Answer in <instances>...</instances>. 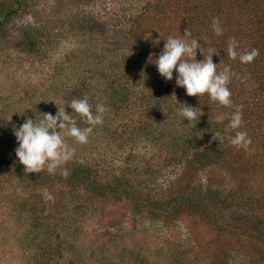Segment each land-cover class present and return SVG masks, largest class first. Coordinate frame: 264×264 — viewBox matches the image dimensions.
Segmentation results:
<instances>
[{
	"label": "rangeland",
	"instance_id": "rangeland-1",
	"mask_svg": "<svg viewBox=\"0 0 264 264\" xmlns=\"http://www.w3.org/2000/svg\"><path fill=\"white\" fill-rule=\"evenodd\" d=\"M258 1L264 8V0ZM74 3L22 0L18 14L0 29V161H18L13 127L25 118L55 115L58 107L70 113L67 104L73 99L86 98L93 111L98 104L107 109L87 143L65 137L75 152L56 169L61 181L53 188L30 193L34 197L27 201L25 182L0 178V264H224L225 257L228 264H252L264 253V240L252 228L255 217L264 222V113L259 107L263 115L246 121L254 81L242 77L250 63L231 59L227 48L235 38L242 51L249 50L264 37L261 27L240 26L249 20L234 16L235 0ZM213 18L220 20L223 35L214 34ZM186 29L190 39L201 40L205 53L213 39L218 71L231 66V107L210 101L207 94L186 95L175 83V71L166 81L149 62L150 55L162 51L164 40ZM205 36L210 39L202 43ZM95 56L121 62L117 86L130 91L128 96L117 93L110 99L102 84H94L103 70ZM196 59H203L199 49ZM176 98L198 107V113L202 109L199 120H182ZM236 106L246 116L235 131H245L251 139L247 152L229 144L235 131H225L227 118L215 122L220 114L230 117ZM77 124L87 127L78 116ZM214 143L226 166L205 167L196 162L198 156L193 160ZM80 160L93 164L105 183L108 175L130 174L128 183H115L131 193L101 198L76 193L62 170ZM188 186L195 196L200 191L198 199L208 189L221 195L192 208L170 204V189L183 194ZM169 190L170 198L164 195ZM160 194L166 205L157 209L154 200ZM28 202L45 218L42 226Z\"/></svg>",
	"mask_w": 264,
	"mask_h": 264
},
{
	"label": "clouds",
	"instance_id": "clouds-1",
	"mask_svg": "<svg viewBox=\"0 0 264 264\" xmlns=\"http://www.w3.org/2000/svg\"><path fill=\"white\" fill-rule=\"evenodd\" d=\"M211 28L216 36L223 35V28L218 18H213ZM191 32L186 29L184 34L179 37L169 36L164 43L162 51L158 56L150 55L149 62L154 63L158 73L166 81L173 79L175 71V83L178 87L185 89L186 95L197 96L198 98L207 94L209 100L224 107H231V91L228 87L231 78L235 75L231 71L230 65H224L218 71V64L213 62V55L218 54L213 47H202L198 39L191 38ZM158 41V40H157ZM156 43H159V41ZM239 42L231 38L228 42L227 55L243 64H249L258 56L257 49L250 51H238ZM199 49L202 60H197V50ZM176 97V96H175ZM177 101V98H176ZM179 107L177 114L182 120H199L203 114L202 109L199 113L198 107H192L177 101ZM67 106L72 110L70 113L65 111V107L59 108L55 115L43 113V118H25L19 126L13 127V134L16 138L18 147L15 148V155L18 162L24 166V172L39 173L47 170L49 174H55L57 168L62 167L69 161L75 152L66 142L65 137H71L78 144L88 142V137L93 128L103 123L104 113L107 111L104 105H96L95 111L86 98L73 99ZM242 109L236 106L235 111L230 117L220 114L216 117V123H223L227 118L228 124L225 131L237 130L242 127ZM77 116L87 125L79 127ZM230 145L238 150H249L251 139L245 131H235L234 136L228 137ZM62 174L67 177L68 170L65 168Z\"/></svg>",
	"mask_w": 264,
	"mask_h": 264
},
{
	"label": "trees",
	"instance_id": "trees-1",
	"mask_svg": "<svg viewBox=\"0 0 264 264\" xmlns=\"http://www.w3.org/2000/svg\"><path fill=\"white\" fill-rule=\"evenodd\" d=\"M12 1H13L12 4L7 2L6 3L0 2V29L4 28L6 26L7 21L9 22L11 18L17 15L21 7L24 6L22 4V0H12ZM235 1H237V4L234 6L237 7V10H235L234 16L239 20L240 18L242 19L245 16L249 20V22L246 21L245 24L242 25L240 24V26H245V28H247L246 24L249 23L251 25L254 24V28L256 26L258 27L260 26L261 27L260 29H262L261 31H263L262 35H264V21H262L264 16L262 15L264 13V8L260 4L256 3L259 1L258 0H254V1L248 0L250 2H248L247 0H235ZM81 2H84V0H72V3H74V5L79 4ZM14 4H18L17 7H15ZM231 13H233V9L231 10ZM137 19H140V17H137L135 20L137 21ZM209 39L210 38H207L205 36V39L202 41V43H206L205 40L208 41ZM253 42L254 43L252 44V47L249 48V50L248 49L243 50V51H250L251 49L254 48L257 49L259 52L258 56L253 60V62H251L250 65H248L246 72H244V75L242 77V80L244 82L249 81V83H253L254 81L253 86L250 87L248 91V93H250V97L248 99L247 105L249 106V110L251 109V111L249 112L250 114L246 119V121L247 120L252 121L253 119L260 118L261 115H263L261 109H263V113H264V37L258 40H254ZM209 43L212 45L210 47L217 48L216 45L214 46L213 39L212 42ZM218 47H221L220 44L218 45ZM241 49L242 48L239 47L238 51L241 52L242 51ZM139 56H141V53L139 54ZM96 59L99 61L98 66H100V68H102L103 70L100 69L99 74L97 75V77L94 78L95 80L94 84L95 85L102 84L101 88L103 87L106 88L107 95L108 96L110 95V99L112 98L114 100L113 96L116 95L117 93H119L121 96H128L130 91H128L122 85L117 86L119 83L117 77L122 75L123 73L120 70L121 69L120 67H122L121 62H119V60H114L115 58H111V59L103 58L102 60L101 58L96 57ZM239 103L241 104V102ZM259 107H261V109ZM242 117L245 119L246 117L245 113H243ZM217 146L219 145H216V143H214L213 145L206 147L202 151L197 150L198 152L193 157V160L196 158V156H198L196 162L206 165L205 167L208 166L211 167L214 163H216L220 167L226 166L228 162L222 159V151L219 150V148H216ZM216 152L219 154H216ZM92 167L93 164L91 163L87 164L82 160L73 163L72 166L68 165L69 175H68V180H66L68 181V186L75 188L77 190L76 193H81L82 191H86L87 193H90L98 198L107 195L116 196L118 194L120 195V194L131 193L129 188L127 189L125 185L115 183V181H123V184L128 183L130 180H128L127 177H129L130 174L128 175L125 174L124 172L123 174H121L119 178H116V176L113 178H109L108 175V181L105 183L102 179H100V173L97 170V168L95 167L92 168ZM57 171L58 170L55 171V174H49L45 168V170L39 173H28L26 171L24 172V166L20 164L18 161L15 160H13L12 162L0 161V178L5 179L4 181L6 182L10 181L9 179H11V177L12 180L18 178L21 181L25 182L24 184L25 186L23 188L24 191L27 192L25 196L27 201H29L32 197H34L31 194L34 193L38 194V192L41 189H43L45 186H47V189L53 188L56 185L55 181L60 182L61 177H58ZM31 189H33V191H31ZM170 190L172 191V193L170 192ZM170 190L164 193V195H166V197L168 196L169 198L171 193L172 202L170 204L184 203L189 205L191 208L197 205L202 206L207 201L209 202L214 201L216 196L219 197L221 195V193L212 192L211 191L212 189L211 190L208 189L206 190L207 192L205 191L201 192V194L206 195V197H202V198L200 197V199H198L196 196H199L200 191L198 193L196 192V196H195V192L193 193L191 191V186H188V188L185 191H182L183 194H181V192H178L176 189L174 190L170 189ZM164 195L162 196L160 194V196H158L154 200L155 208L160 209L162 208L163 205H166V203H164L166 199ZM27 206L32 207L29 209V211L31 210V215L38 214V216H36L35 218L37 222L40 223V226H42V223L45 222V218L41 215L40 212L38 213V209L33 207V202H28ZM28 217H30V215H28ZM252 228L255 231L254 234L260 235V238L264 240V222L260 218L255 217V220L252 223ZM250 262L252 264H264V253L261 256H259V258H252ZM224 264H228L227 257H225Z\"/></svg>",
	"mask_w": 264,
	"mask_h": 264
}]
</instances>
